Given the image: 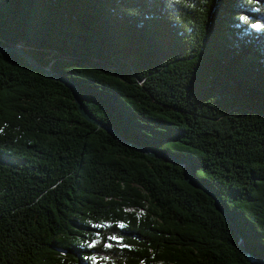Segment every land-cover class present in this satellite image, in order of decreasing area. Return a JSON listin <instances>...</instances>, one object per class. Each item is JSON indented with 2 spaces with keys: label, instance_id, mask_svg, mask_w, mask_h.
Masks as SVG:
<instances>
[{
  "label": "trees",
  "instance_id": "obj_1",
  "mask_svg": "<svg viewBox=\"0 0 264 264\" xmlns=\"http://www.w3.org/2000/svg\"><path fill=\"white\" fill-rule=\"evenodd\" d=\"M256 21L264 0H0V45L202 185L0 52V264H264Z\"/></svg>",
  "mask_w": 264,
  "mask_h": 264
},
{
  "label": "water",
  "instance_id": "obj_2",
  "mask_svg": "<svg viewBox=\"0 0 264 264\" xmlns=\"http://www.w3.org/2000/svg\"><path fill=\"white\" fill-rule=\"evenodd\" d=\"M0 52H15L19 55H21L23 58H25L34 68L40 70L44 74H46L48 77L54 79V80H59L62 83H64L71 91L74 100L77 104L78 110L81 112V114L90 122L96 124L99 127H102L103 129H106L110 134L114 135L117 139H119L123 144L128 145L130 147L135 148L136 150L142 151L150 156L153 157H162L166 158L172 162L182 164V166L185 168V180L191 184L197 185L202 188V185L192 177L191 175V166L190 163L187 160H181L175 156L165 154L160 152L159 150L155 149H150L146 148L144 146L138 145L136 143H133L129 139H127L124 135H122L119 131L116 129L112 128V126L104 123L102 120L97 118L85 105L79 88L78 86L70 79L66 78L63 74H60L56 71H53L52 69H49L47 67H44L40 62H38L33 56L28 53L23 47L20 45L15 46V45H0ZM216 206L218 210H220L222 213H224L226 216V211L225 209L220 205L219 202H216ZM240 247L242 250L246 252V248L244 244H241ZM247 255L250 257V260L254 262L255 264H263L259 260L255 259L252 255L248 254Z\"/></svg>",
  "mask_w": 264,
  "mask_h": 264
},
{
  "label": "clouds",
  "instance_id": "obj_3",
  "mask_svg": "<svg viewBox=\"0 0 264 264\" xmlns=\"http://www.w3.org/2000/svg\"><path fill=\"white\" fill-rule=\"evenodd\" d=\"M245 19H247V17H245ZM252 27L259 29V28L264 27V24H261L259 21H256L255 23H253ZM5 127H7V125H5ZM3 131H4V128H0V134H2Z\"/></svg>",
  "mask_w": 264,
  "mask_h": 264
},
{
  "label": "rangeland",
  "instance_id": "obj_4",
  "mask_svg": "<svg viewBox=\"0 0 264 264\" xmlns=\"http://www.w3.org/2000/svg\"><path fill=\"white\" fill-rule=\"evenodd\" d=\"M240 244H241V241H240ZM245 245V244H244Z\"/></svg>",
  "mask_w": 264,
  "mask_h": 264
}]
</instances>
